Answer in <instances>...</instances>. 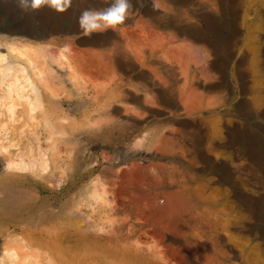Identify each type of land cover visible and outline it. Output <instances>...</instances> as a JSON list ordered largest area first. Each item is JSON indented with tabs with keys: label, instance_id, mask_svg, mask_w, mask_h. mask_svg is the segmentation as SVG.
I'll return each instance as SVG.
<instances>
[{
	"label": "bare ground",
	"instance_id": "6f19581e",
	"mask_svg": "<svg viewBox=\"0 0 264 264\" xmlns=\"http://www.w3.org/2000/svg\"><path fill=\"white\" fill-rule=\"evenodd\" d=\"M111 2L72 0L57 13L0 0V264H102L86 223L91 218L101 229L110 219L104 208L84 214L80 202L85 191L109 204L94 176L96 153L108 150L122 179L134 175L123 167L130 162L161 157L155 146L169 135L184 141L205 131L228 152L229 164L202 151L199 170L212 160L211 172L218 170L216 181L230 189L242 219L234 230L256 241L264 256V111L256 129L244 97L231 121L198 118L216 113L236 90L225 77L229 38L213 26L232 11V0H132L123 25L84 36L81 11ZM113 133L145 147L116 146ZM56 173L66 185L52 191ZM177 242L163 233L159 243L164 250ZM124 248L115 257L98 254L105 264H166L158 248H132L137 255Z\"/></svg>",
	"mask_w": 264,
	"mask_h": 264
},
{
	"label": "rangeland",
	"instance_id": "374dc122",
	"mask_svg": "<svg viewBox=\"0 0 264 264\" xmlns=\"http://www.w3.org/2000/svg\"><path fill=\"white\" fill-rule=\"evenodd\" d=\"M231 10L213 26L219 37L229 38L228 48L233 53L228 59L225 77L230 89L235 86L236 90L216 113H199L198 118L207 121L214 116L231 121L237 101L244 97L254 117L250 126L253 124L256 129L261 123L257 114L264 111V0H232ZM9 24L12 22H6ZM248 38L252 44H246ZM195 55L201 59L198 52ZM239 121L243 123L242 117ZM182 137L184 141L169 135L168 140L158 143L155 147L161 157L147 155L123 166L134 175L122 179L117 176L118 168L111 167L116 161L109 151L101 149L96 153L92 164L94 176L98 191H106L103 197L109 204L102 207L100 200L90 199L85 191L80 195L81 212L87 214L93 207L104 208L110 219L101 222V229L94 227L91 218L87 219L86 227L90 231L86 234L99 242L95 255L105 264L100 253L115 257L125 246L132 254L136 248L141 254H147L160 246L158 250L163 251L166 264H264L257 242L234 230L242 219L234 209L230 189L216 181L218 170L211 172L212 160L208 161L206 171L199 170L203 164L197 158L198 153L203 151L210 159L229 164L228 152L214 147L210 131L201 137L194 134ZM110 138L119 147L139 141H132L123 133H113ZM194 138H197L195 142ZM139 142L138 148L145 147L144 141ZM192 145L195 147L191 148ZM52 177V191H57L59 184L66 185V179H61L60 174ZM163 233L175 235L178 242L162 250L159 242Z\"/></svg>",
	"mask_w": 264,
	"mask_h": 264
},
{
	"label": "clouds",
	"instance_id": "9594fccd",
	"mask_svg": "<svg viewBox=\"0 0 264 264\" xmlns=\"http://www.w3.org/2000/svg\"><path fill=\"white\" fill-rule=\"evenodd\" d=\"M25 10H37L42 5L64 13L70 7L72 0H18ZM132 0H112L105 8H85L78 17V25L84 36L103 33L109 29L115 30L123 25L132 12Z\"/></svg>",
	"mask_w": 264,
	"mask_h": 264
}]
</instances>
